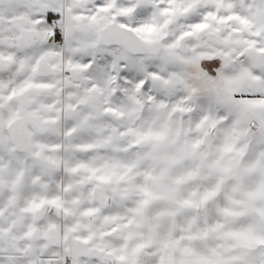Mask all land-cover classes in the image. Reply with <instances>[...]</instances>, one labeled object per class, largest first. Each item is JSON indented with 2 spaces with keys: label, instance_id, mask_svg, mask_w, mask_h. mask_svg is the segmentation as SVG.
<instances>
[{
  "label": "snow or ice",
  "instance_id": "6c2138e0",
  "mask_svg": "<svg viewBox=\"0 0 264 264\" xmlns=\"http://www.w3.org/2000/svg\"><path fill=\"white\" fill-rule=\"evenodd\" d=\"M0 264H264V0H0Z\"/></svg>",
  "mask_w": 264,
  "mask_h": 264
}]
</instances>
